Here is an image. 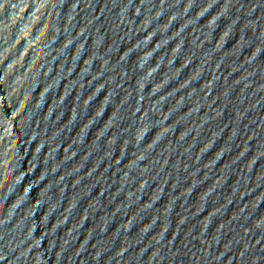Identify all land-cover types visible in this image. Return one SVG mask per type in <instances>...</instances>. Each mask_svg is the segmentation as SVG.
<instances>
[{
	"label": "water",
	"instance_id": "95a60500",
	"mask_svg": "<svg viewBox=\"0 0 264 264\" xmlns=\"http://www.w3.org/2000/svg\"><path fill=\"white\" fill-rule=\"evenodd\" d=\"M0 264H264V0H0Z\"/></svg>",
	"mask_w": 264,
	"mask_h": 264
}]
</instances>
